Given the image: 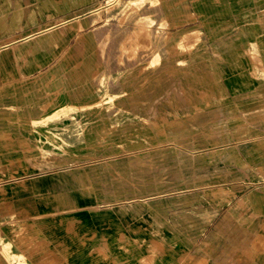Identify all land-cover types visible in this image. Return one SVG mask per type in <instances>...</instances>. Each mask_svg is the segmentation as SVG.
<instances>
[{
	"label": "crops",
	"instance_id": "0c3cea01",
	"mask_svg": "<svg viewBox=\"0 0 264 264\" xmlns=\"http://www.w3.org/2000/svg\"><path fill=\"white\" fill-rule=\"evenodd\" d=\"M103 1L0 0V264H264V0H159L174 52L157 70L186 58L204 94L167 109L152 84L132 105L92 106L117 66ZM68 108L83 139L54 153L47 119ZM168 135L189 152L232 146L234 201L197 202L194 165L149 167L164 155L143 150Z\"/></svg>",
	"mask_w": 264,
	"mask_h": 264
},
{
	"label": "rangeland",
	"instance_id": "374dc122",
	"mask_svg": "<svg viewBox=\"0 0 264 264\" xmlns=\"http://www.w3.org/2000/svg\"><path fill=\"white\" fill-rule=\"evenodd\" d=\"M158 5L159 0H144L139 5H131L130 0H104L100 5L99 12H102L98 13L97 19H101V24L106 27L108 33L106 35V42H109L108 39L110 37L111 43L114 41L116 43L117 66L115 67L116 74L106 75V73H102L99 77L101 94L92 106L105 109L115 106L132 105V102L137 98L139 93L150 84L156 89L155 100H157V91L161 92V97L158 101L166 109L188 106L198 107L204 104L203 93L200 94V91H197V93L195 91L190 92L191 88L188 86L190 82L186 77L191 65L188 64L186 58L181 59L180 65L166 62L165 65L161 66L160 71L157 70L156 63L160 54L163 52L167 57L174 52L171 49L173 42V37L170 33L171 25L167 19L157 18ZM143 18H148L149 20L141 22ZM140 26H144L146 35L127 38L134 29ZM189 37H186V40ZM197 37H191L188 41L190 43L194 42L197 40ZM104 46L102 45V49ZM158 75H161V77L158 78ZM178 77L186 78V80H173ZM75 109L68 108L60 114H55L53 117L47 119V121L54 123L52 141L54 153L79 143L83 139L84 126L80 123L76 114L72 112ZM121 111L117 113L112 129L122 125L124 120ZM150 111L152 113L147 116L150 119L154 118L155 121L156 114L153 113V110ZM131 119L138 121V117L132 116ZM156 127L154 125L153 128L156 129ZM168 137L169 139L165 141V145L155 147L149 144L143 150L144 153L148 154L164 155L162 161L148 162L149 167L157 168L160 166L161 168L163 166L164 170L170 171L166 172L169 176L172 175L175 169L174 166H177L181 170H187L189 166L192 168V165H194V168L197 170L198 193L195 195L197 202L204 201L207 196L213 197V200L210 202L234 201L237 195V184L233 183L236 180L233 175H236L238 169L234 162L229 161L232 157L231 154L228 156V153H230L229 151L232 146H196L195 152H189L173 145L172 136L168 135ZM136 148L138 147H133L128 152L139 153L140 151L134 150ZM228 148H230L228 152L224 153ZM190 158L191 160H189ZM176 159H179V161H174ZM205 171H210L213 178L205 179L204 175H208V172L205 173ZM166 179V182L170 180L169 178ZM224 182L228 192L221 194L217 188L224 187ZM183 185L187 184L182 182ZM206 185L212 186V188H204ZM227 187L229 188L227 189ZM214 192L215 194H212ZM170 195L176 197L178 194ZM170 195L166 197H170ZM170 199L172 198H168V200ZM183 200L186 202L193 201L189 197L183 198Z\"/></svg>",
	"mask_w": 264,
	"mask_h": 264
},
{
	"label": "bare ground",
	"instance_id": "6f19581e",
	"mask_svg": "<svg viewBox=\"0 0 264 264\" xmlns=\"http://www.w3.org/2000/svg\"><path fill=\"white\" fill-rule=\"evenodd\" d=\"M140 2V1H139ZM148 21V20H147ZM142 22V21H141ZM39 245V244H38ZM40 246V245H39Z\"/></svg>",
	"mask_w": 264,
	"mask_h": 264
}]
</instances>
